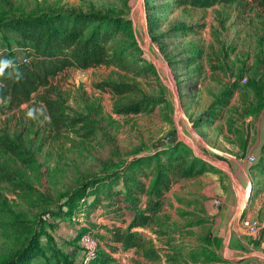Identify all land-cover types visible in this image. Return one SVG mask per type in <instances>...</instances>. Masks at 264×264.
Returning <instances> with one entry per match:
<instances>
[{
  "label": "rangeland",
  "instance_id": "374dc122",
  "mask_svg": "<svg viewBox=\"0 0 264 264\" xmlns=\"http://www.w3.org/2000/svg\"><path fill=\"white\" fill-rule=\"evenodd\" d=\"M46 15L103 20L106 62L67 69L18 107L0 102V264L34 232L42 233L41 253L29 264H80L84 231L96 234L109 264L218 262L205 219L222 205L215 190L231 201L242 181V209L256 184L264 189V7L252 0L207 8L177 0H0V37L16 53L15 23ZM177 143L203 169L179 180H198L212 196L201 205L177 199L182 209L166 216L162 203L146 226L131 230L138 248L113 251L97 236L112 222L108 192L95 181ZM131 214L120 217L122 230Z\"/></svg>",
  "mask_w": 264,
  "mask_h": 264
},
{
  "label": "trees",
  "instance_id": "16d2710c",
  "mask_svg": "<svg viewBox=\"0 0 264 264\" xmlns=\"http://www.w3.org/2000/svg\"><path fill=\"white\" fill-rule=\"evenodd\" d=\"M235 1L238 0H177L181 5L205 8L217 3L227 4ZM252 1L264 7V0ZM63 17L50 18L46 15L31 22L15 23L20 26L18 30L20 36L16 41V47L27 57L28 61L21 63L11 57L10 66L0 67V102L9 107H18L27 103L40 89L48 87L52 77L58 76L67 69L84 70L106 62L104 46L108 44L110 37L106 34L104 21L88 16V19L82 23H73L65 21ZM0 40L5 44L7 42L6 37H0ZM9 52L13 51L9 50ZM129 109L130 107L125 110L128 112ZM187 153L189 149L182 143H177L153 156L130 161L109 175L105 182L93 179V181L96 180L95 189L108 192L106 205L112 222L110 226L104 227L105 236H97L113 251L118 248L117 245L124 250L138 248L139 235L131 230L148 224L151 219L150 214L158 211L165 194L173 183L182 178L196 176L203 171L199 167L202 160L197 158L188 160ZM162 156L165 158L160 162ZM150 167L149 174L154 178L146 184L145 168ZM119 184L120 188L117 187ZM140 195H145L146 198L143 208L138 206ZM100 202L97 200L95 207ZM0 206L2 207V203ZM53 212H44V215L48 216V213ZM126 213H132V219L128 227L122 230L117 223ZM99 227L95 226V228ZM86 233L91 232L84 231L79 238ZM41 234L34 232L26 241L23 249L5 264H29L35 255L41 253L38 246ZM91 234L96 236V234ZM110 259L105 255L102 256L98 241L94 257L89 264H109ZM64 262L69 264L67 260Z\"/></svg>",
  "mask_w": 264,
  "mask_h": 264
},
{
  "label": "crops",
  "instance_id": "0c3cea01",
  "mask_svg": "<svg viewBox=\"0 0 264 264\" xmlns=\"http://www.w3.org/2000/svg\"><path fill=\"white\" fill-rule=\"evenodd\" d=\"M12 53L9 52V45L0 41V67H3L5 61L9 60L13 54L22 55L20 51ZM255 188L254 199L248 204L250 195L248 198L245 196L243 202L245 201L246 207L244 204L245 208L242 207V209L238 208V196L247 189L242 181L238 183L236 197L231 201L227 197V191L224 192L220 188L215 190L222 196V205L219 211L209 213L205 218L211 224L210 236L213 250L219 257L218 262L214 264H264V189L260 184H256ZM211 196V187H200L198 180H179L165 194L161 214L172 215L175 210H181L182 206L176 202L177 199H191L193 204L201 205ZM167 203L171 204L172 211L164 210ZM238 210H240L239 213ZM243 219L255 224V233L252 235L246 233L241 223Z\"/></svg>",
  "mask_w": 264,
  "mask_h": 264
},
{
  "label": "built area",
  "instance_id": "2783aa9c",
  "mask_svg": "<svg viewBox=\"0 0 264 264\" xmlns=\"http://www.w3.org/2000/svg\"><path fill=\"white\" fill-rule=\"evenodd\" d=\"M12 57L14 58V60L21 63H26L28 61L27 57L24 54H22L21 56H16L13 54ZM6 65L7 66L11 65V58L7 60ZM243 82H245V79H243ZM248 161L249 162L253 161V157H248ZM218 204H219L218 202H215V205ZM241 223L246 233H248L249 235L255 233L256 226L250 220L243 219ZM79 243L83 253L80 264H89V262L94 257V253L97 249L98 241L91 233H86L79 238Z\"/></svg>",
  "mask_w": 264,
  "mask_h": 264
},
{
  "label": "clouds",
  "instance_id": "9594fccd",
  "mask_svg": "<svg viewBox=\"0 0 264 264\" xmlns=\"http://www.w3.org/2000/svg\"><path fill=\"white\" fill-rule=\"evenodd\" d=\"M5 63H7V61H5Z\"/></svg>",
  "mask_w": 264,
  "mask_h": 264
},
{
  "label": "water",
  "instance_id": "95a60500",
  "mask_svg": "<svg viewBox=\"0 0 264 264\" xmlns=\"http://www.w3.org/2000/svg\"><path fill=\"white\" fill-rule=\"evenodd\" d=\"M214 241H215V239H214ZM214 241H213V243H214Z\"/></svg>",
  "mask_w": 264,
  "mask_h": 264
}]
</instances>
